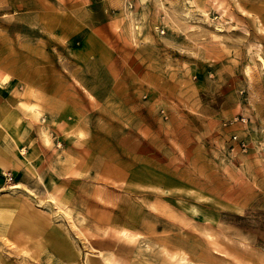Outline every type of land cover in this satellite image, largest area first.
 <instances>
[{
    "label": "rangeland",
    "instance_id": "obj_1",
    "mask_svg": "<svg viewBox=\"0 0 264 264\" xmlns=\"http://www.w3.org/2000/svg\"><path fill=\"white\" fill-rule=\"evenodd\" d=\"M0 118V264H264V0H0Z\"/></svg>",
    "mask_w": 264,
    "mask_h": 264
},
{
    "label": "bare ground",
    "instance_id": "obj_2",
    "mask_svg": "<svg viewBox=\"0 0 264 264\" xmlns=\"http://www.w3.org/2000/svg\"><path fill=\"white\" fill-rule=\"evenodd\" d=\"M7 78L6 77H4L3 78V81H1V83H3L5 80H6ZM2 80V79H1ZM0 136H3L5 139H7L8 140V142H11V143H14L15 145H18V140H17V138L13 135V133H12V130L10 129V127L8 126V124L6 123V121H4L3 119H0ZM25 150V148H21L20 149V151L22 152V151H24ZM23 156H25V155H23ZM27 160H28V162L30 163V164H32L31 163V161L27 158ZM34 166V165H33ZM36 171V170H35ZM50 197H51V199H52V194L50 195ZM59 205V204H58ZM123 235H125V236H132V235H130L129 234V232H127V230H124L123 232ZM77 261V260H76ZM75 261V262H76ZM79 263V262H78Z\"/></svg>",
    "mask_w": 264,
    "mask_h": 264
},
{
    "label": "crops",
    "instance_id": "obj_3",
    "mask_svg": "<svg viewBox=\"0 0 264 264\" xmlns=\"http://www.w3.org/2000/svg\"><path fill=\"white\" fill-rule=\"evenodd\" d=\"M1 119V118H0ZM5 121V120H4ZM11 129V128H10ZM12 130V129H11ZM12 133H13V135L15 136V134H14V132H13V130H12ZM16 137V136H15ZM17 138V137H16ZM18 140V139H17ZM2 142H5V146L4 147H2ZM8 143H10V142H8V140L7 139H5L3 136H0V147L2 148V151L4 150V151H6L7 150V148H9V146H8ZM32 166H33V164H31ZM35 166H33V168H34ZM35 170H36V168H35ZM37 171V170H36ZM39 174V173H38Z\"/></svg>",
    "mask_w": 264,
    "mask_h": 264
}]
</instances>
